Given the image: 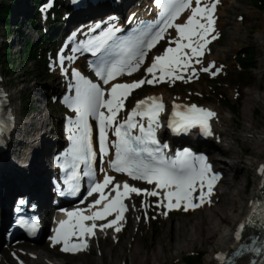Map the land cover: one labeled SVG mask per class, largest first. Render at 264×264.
<instances>
[{
	"label": "bare ground",
	"instance_id": "6f19581e",
	"mask_svg": "<svg viewBox=\"0 0 264 264\" xmlns=\"http://www.w3.org/2000/svg\"><path fill=\"white\" fill-rule=\"evenodd\" d=\"M123 1H118L119 4L114 6L116 11H112L110 14L114 13V15H117L116 12L125 11L127 6L131 9V14H136L145 5L140 0L137 2L135 0L128 2L130 1L128 0L124 4ZM229 2L231 7L236 6L234 0H230ZM148 12L146 8L144 13ZM216 12L218 11L216 10ZM68 18L70 17L63 15L65 22H67ZM213 19L216 21V14H214ZM215 21L213 25L214 30L210 31L206 36V39L209 41L206 44L208 45L207 47L211 45L213 40V36H211L212 32L216 34L214 42L221 35V29ZM68 23H72L71 19ZM237 29V27H234V31L233 27L228 29V38L220 46L221 49L212 46V54L207 59L209 63H213L219 58H224L232 47V40L240 35V30L238 29L236 31ZM263 38L264 34H258L256 36V42H261ZM193 42H197L196 37H193ZM201 51L203 55L193 57V61L196 64L197 60L201 62V59L204 57V48ZM189 52L191 54V49ZM260 78H264V69L260 72ZM259 80L255 81L249 87H246L244 91H241L239 88L234 90V96L236 98L242 97L244 104L242 107L243 123H238V132L232 136L225 133L227 130L225 121L229 122V118H218L214 107L212 105L206 106L209 111L215 113L212 116L210 134L207 131L200 136L201 139L195 138L193 145L197 150L204 153L208 164L211 165V175L215 174L219 178L212 183L210 195L208 194V183L204 182L203 187L207 189L203 191L205 195L202 201L199 199L201 190L196 189L193 192L192 199H196V201L193 204L184 206L185 210L190 211L187 215V221L178 220V218L166 219V222L168 220L167 225L169 227V235L172 239L174 252L177 253L189 243L200 242L202 245L205 244L206 255L203 264H222L221 261L224 262L231 250L235 247L237 230L250 209V200L256 197L257 188L262 178L259 173V168L264 163V113L258 115L255 112L257 107H260L264 111V88H261ZM2 82L3 80L0 78V86ZM60 83L62 84L61 79ZM2 92H5V95ZM37 93L38 91L33 95L35 100L38 98L36 96ZM157 94L162 95L166 105L184 100V98L176 94L167 95L165 92H159ZM12 96L13 94L7 93L5 86L0 89L1 101H7L9 98L11 100ZM187 103L198 105L193 102ZM8 108L13 115L12 123L14 124L15 122V124H12V128L8 134L6 149L0 153V155L3 154L0 159V240L3 242L8 241L2 234L3 224H5L8 214L7 203L14 194L30 195L39 204V210L43 214H47V211L50 212L48 209L53 195L48 178L54 172L50 154L55 149L69 145L64 135L61 137L55 135L56 139L53 136L51 137L49 133L50 127H47L50 126L47 125L51 118L50 111L47 112L45 109L38 108L37 112L35 111V114L28 121L22 120V122L20 115H17L15 111L16 107L12 105L10 107L8 103ZM40 112L45 113L46 118L43 116L39 117L38 113ZM233 121L236 122L234 118ZM218 134H222V138H219L221 140L220 143L212 141L213 139L215 140ZM183 146L187 147L186 144ZM236 147H240L243 151H248L249 156L246 158V162L248 164H255L256 177L253 183L249 181L246 166L242 163V155ZM208 149L226 155L227 159L212 157V153ZM211 175L206 176V178L209 180ZM241 175L245 177L241 178ZM245 197L246 204L243 207L241 201ZM134 214L137 215V213ZM105 224H107L105 221L98 223V232L101 235L102 233L111 231L108 240L97 244V249L92 245L89 246L90 252H95L96 254L93 253L94 256L89 255L87 258H82L81 261H75L70 264H118L117 261L122 255L128 256L130 264H156L170 255L166 244H162L159 249L154 251L140 247L139 240L145 231L144 221L141 218H138L136 222V229L130 231L124 239H119L115 236L116 227L122 228L123 223L120 224L118 222L112 227H102ZM128 224L126 221V225ZM98 235L93 240L97 239ZM27 242L22 239H14L8 242L7 246L3 249L8 250L14 248L17 251L20 248L26 249L25 256L22 257L19 255V257L24 258L27 264H64L62 262L53 263L49 260L47 256L54 255L51 250L41 246L42 250L36 248V251L34 246ZM90 242L91 239L89 240ZM125 245H127L126 248H124ZM31 253L36 254V258L32 261L28 258ZM248 260V257H244L238 261V264H248ZM7 262L8 264H13L12 259H7Z\"/></svg>",
	"mask_w": 264,
	"mask_h": 264
},
{
	"label": "rangeland",
	"instance_id": "374dc122",
	"mask_svg": "<svg viewBox=\"0 0 264 264\" xmlns=\"http://www.w3.org/2000/svg\"><path fill=\"white\" fill-rule=\"evenodd\" d=\"M135 1L137 2L138 0ZM140 1H143L145 6L149 3L148 0ZM229 1L230 0L219 1V9L216 13L215 23L219 25L221 29V35H219L220 38L214 42L216 34L214 32L211 33V36L215 38H213L211 45L205 48L204 57L199 64L193 67L194 70L192 72L190 71L182 80L168 82L164 85H160L157 89L150 87L140 89L139 92L133 96L132 100L136 97L147 95L150 92H165L167 95L176 94L184 98V101L186 102H193L202 106L212 105L218 118H229V122L225 121L227 124H225L227 128L225 133L232 136L238 132L239 124L243 123L242 107L244 101L242 97L236 98L234 96V90L239 88L241 91H244L246 87H249L259 79L261 88H264V78H260V72L264 69V38L261 42H256V36L258 34H264V11L258 10L252 6L250 0H234L235 7H231ZM12 4L14 8L11 17V26L7 33H5L3 23L0 22V57L1 53L5 50L4 43L9 44L11 47V53H13V58L10 60L2 59V62H0V78L3 80L0 89L5 86L7 93L13 94L10 103L12 106L16 107L15 111L17 115H20L21 121H28L31 116L35 114L34 112H37L38 108L45 109L47 112L50 111L51 118L49 124H47L50 126L47 127H50L49 133L51 134V137L53 136V138L56 139L55 135L60 136V134H58V132L60 133L61 131L60 118H62L64 110L61 109V105L56 100L55 95L62 87V84L60 83V77L56 70L51 73L49 69L44 72V69L46 67L49 68L53 63L52 44L56 45L58 43L63 32L72 26V23H68V21L71 19L73 22V20L71 17L68 18L67 22H62V27H59L62 31L53 34L51 33L49 37H45L46 42L43 44L44 51L42 50L43 54L40 58L41 60L37 64L32 62L31 59H25L26 57L22 55V47L25 40H38L42 38V35H45V27L41 23L35 27L27 18L33 8L30 0H19ZM60 5V7H57V10L65 9L64 5ZM23 10H25L26 15ZM41 13L40 18L43 19L45 15L43 14V11H41ZM17 23L19 24L17 25ZM231 27H233V31L234 27H237L240 30V35L232 40V47L224 58H219L213 63H209L207 59L210 54H212V46L221 49L220 46L226 42L229 32L228 29ZM238 29L236 31H238ZM248 47H252L255 51V57L253 59L254 67L247 70L246 74L243 75L240 74V68L237 64L236 58L238 55H245ZM11 65L13 66L12 68ZM213 65H215V67H213ZM206 67L210 69L209 72L203 71ZM235 74L238 75L237 80H235ZM211 81H215V86ZM36 91H38L36 94V96H38L37 100L33 97ZM224 98L228 99L230 103H233L238 107L236 113H233L231 109L220 103L221 99ZM257 110H259L258 115L264 113L260 107H257ZM38 114L39 117L43 116L46 118L45 113L40 112ZM233 118L236 122L233 121ZM51 127L53 128L52 130ZM219 138H222V134H218V136L215 137V140L213 139L212 141L220 143L221 140H219ZM236 148L242 155V163L246 166L249 181L253 183V180H255L256 177L255 164H248L246 162V158L249 156L248 151H243L240 147ZM209 150L212 153V157L215 156L220 157L221 159H227L226 155L211 151V149H208V151ZM2 155H0V159L2 158ZM242 177L244 178L245 176L241 175V178ZM9 201L7 203L8 214L6 219H9L10 214ZM241 202L243 207H245L246 197ZM189 212V210H185V208L181 207L166 212L160 206L158 198L149 200L148 196L139 195L130 199L129 208L125 213L126 220H123L124 222L122 221L124 225L120 228V231H116L115 236L119 239L126 238L130 231L136 229V222L138 221V218H141L144 221L145 231L142 234V238L139 240L140 247L142 249H150L151 251H154L159 249L162 244H166V246H168V251L170 252V255L166 259L157 262L156 264H186L183 262L182 257L196 251L201 252L200 264H203L206 255L205 244L202 245L200 242H193L181 248L177 253L173 250L174 247L171 236L169 235V227L167 225L168 220L166 222V219L178 218V220L187 221V215ZM134 213H137V215ZM43 216H45V214H43ZM126 221L129 223L128 225H126ZM110 232L111 231L104 234L102 233L101 235L99 234L97 239L91 240L90 245L96 248L97 244L107 241ZM27 243L33 245L36 251V248L42 250L41 246L51 250L54 255H49L47 257L53 263L62 262L64 264H70L75 261H81L82 258H87L89 255H93V253L96 254L95 252H90L89 248L73 254L62 253L54 246L49 245L45 240H37L34 242L28 241ZM7 244L8 243L0 240V264H8L7 259H12L13 264H17L19 255L24 257L26 249L20 248L19 251L14 248L4 250L3 248L6 247ZM126 246L127 245H125L124 248H126ZM28 258L32 261L36 258V254L31 253ZM125 258L128 260V264H130V260L126 255H122L119 258L117 261L118 264H123Z\"/></svg>",
	"mask_w": 264,
	"mask_h": 264
},
{
	"label": "snow or ice",
	"instance_id": "6c2138e0",
	"mask_svg": "<svg viewBox=\"0 0 264 264\" xmlns=\"http://www.w3.org/2000/svg\"><path fill=\"white\" fill-rule=\"evenodd\" d=\"M157 3L162 8L161 19L163 20L162 26L150 37L145 43L144 39L139 38L137 46L139 48H151L163 38L165 31L168 28H175L179 34L178 38H174L170 43H175L176 47H169L165 50V53L155 57V62L147 68V72L152 75L153 79L139 80L130 84H115L110 89V99H105L104 89L96 83L90 80H85L79 72H74L77 78L76 96L71 102L73 110L78 114L76 125L80 130L79 136H69V139L73 140L72 154L76 160H82L87 162L89 157H95V153L91 150V126L88 123V117H95L99 121V133H100V150L103 153H107V147L105 146L106 127L115 124L116 117L119 111L123 108V98H126L130 94V90L139 88L144 83H153L154 80H163L165 76L172 77L173 79H183L180 75H174L175 69L189 67V62L192 56L203 55L201 49H203L209 42L206 36L210 31H213L214 19L212 12L215 9V4L210 7L201 6V0H195L196 7H192V0H157ZM190 9L191 15L187 21L182 24H175L174 21L185 11ZM199 17V18H198ZM206 21L202 23L201 21ZM151 29H149L150 31ZM144 35H147L145 33ZM112 34L109 33L101 44L97 45L96 50L99 51L103 44L107 43V39H111ZM193 37L197 38V42H193ZM215 38V37H213ZM187 40V43L182 41ZM191 49V56L184 50ZM130 53L131 48L127 49ZM139 57L142 59L144 52H138ZM71 59V58H70ZM136 60L135 67H130L132 61ZM197 63H200L197 60ZM139 66V60H137V53H133L127 60H121L117 63H113L108 69L107 74L103 70L97 71V75L101 77L104 83H108L109 80L114 79L116 75L124 71L125 67H129L130 71L136 70ZM215 67V65H213ZM159 69L161 75L157 78L155 70ZM203 71L209 72V68H204ZM177 109L179 105L175 106ZM107 109L108 115L101 109ZM164 109V104L156 97H149L146 100L139 101L136 108L131 114L121 123L118 127H115V135L119 137V142L116 146V158L111 163V167L117 172H127L133 179H144L148 183H156L160 188H172L176 187L177 191H168L166 198L168 200V207H173L172 200L175 197L177 205L181 200L192 199L193 192L196 190L195 186L199 181L201 189L200 197L201 201L204 198L203 192L204 180L206 175L211 171V165L207 164L206 158L203 156L193 157L191 153L185 152L180 154L175 160H168L164 157L162 149L160 147H152V145H159V141L156 139V127L158 124V115ZM215 113L198 108L196 105H192L187 108L185 112L175 111L173 113V120L170 123V127L174 131L187 130L188 127L195 124H200L205 131H209L208 119L214 116ZM137 116L148 117L149 123L147 127L144 124L138 123L135 118ZM179 117V119H175ZM139 129V135H132V129ZM121 129H126L121 131ZM2 130V129H0ZM72 131V129H69ZM210 134V131H209ZM166 147V145L164 146ZM196 161L199 162L197 165ZM77 167L74 163L73 168ZM260 172L264 175V166L261 167ZM85 175H92L91 172L85 173ZM155 177V180L153 179ZM72 179H79L78 174L73 171ZM219 177L215 174L211 175L208 180V194H211L212 183ZM112 176H106L103 183H95L94 186L88 192V195H92L93 192L100 193V199L95 201V205H99L102 200H106L107 196L104 193V189L113 182ZM78 185L74 187V191L78 190ZM112 191H115L116 195L111 199L102 211H97L93 215H83L82 211L68 212L67 215L76 217V223L70 221H61L60 228L57 230V236L55 238L57 243H60L61 239L64 240L65 251L76 250V245H73L70 249L68 247V239L76 235L75 229H79V235L83 236L85 233L94 234L93 230L97 227L95 223L91 226H86L85 221H96L105 219L111 215L114 211L117 213L116 218L108 224L102 225V227H112L117 222L123 219V212L126 211V206L123 204V198L128 197L130 193H136L137 195L145 194L149 196H157V191L148 192L141 190L140 188L132 187L128 183H124L123 191H120V184H116ZM110 195V193H109ZM21 204L24 202L21 201ZM253 216H250L246 221L247 224L253 227H260L264 229V212L260 215V222L257 224L254 219L256 212L255 202H253ZM35 230V225L31 226ZM245 225L240 226V231L236 233V239H241V231L244 230ZM116 231H120L119 227H116ZM86 246V245H85ZM255 253L256 256L264 257V238L256 237L252 240L251 244H245L239 251L234 253V256H243L244 253ZM235 264V261H233ZM251 264H258L256 260H253Z\"/></svg>",
	"mask_w": 264,
	"mask_h": 264
},
{
	"label": "trees",
	"instance_id": "16d2710c",
	"mask_svg": "<svg viewBox=\"0 0 264 264\" xmlns=\"http://www.w3.org/2000/svg\"><path fill=\"white\" fill-rule=\"evenodd\" d=\"M19 0H1L0 1V22L3 23L4 28H5V33H7L10 30V26H11V14L13 12V2H18ZM33 3L39 2L41 0H31ZM251 1V5L254 6L255 8H257L258 10L264 11V0H250ZM38 15L37 10L35 11H31L30 15H28V19L30 21V23L37 27V22H36V17ZM19 23H17L18 25ZM49 36L48 35H44L42 38H40L39 40H25V43L23 44L22 47V55L24 57H26L25 59H31L32 62L34 63H39L40 62V58L42 57L41 54V49L43 47V44L46 42L45 37L47 38ZM4 48L5 50L1 53V57H0V62H2V59L5 60H10L12 58V54H11V47L9 46V44L4 43ZM247 53L245 55H238L237 56V64L240 68V74L245 75L247 70H250L252 67H254V62L253 59L255 57V51L253 50L252 47H248V50L246 51ZM3 56V57H2ZM13 66L11 65V68ZM46 71V69H44V72ZM235 80L238 79V75L235 74ZM214 83L215 86V81H211ZM220 103L225 106L228 107L229 109H231V111H233V113H236L238 111V107L235 106L233 103H230V101L228 99H221ZM255 112L257 114H259V110H255ZM183 262L187 263V264H200L201 263V252L196 251L194 253H190V254H186L182 257ZM124 264H128V260L125 259ZM173 264V263H172Z\"/></svg>",
	"mask_w": 264,
	"mask_h": 264
}]
</instances>
